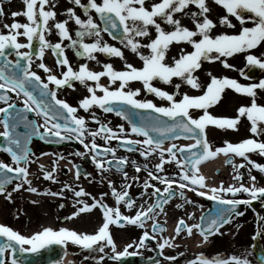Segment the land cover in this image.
Here are the masks:
<instances>
[{"label": "snow or ice", "instance_id": "1", "mask_svg": "<svg viewBox=\"0 0 264 264\" xmlns=\"http://www.w3.org/2000/svg\"><path fill=\"white\" fill-rule=\"evenodd\" d=\"M69 2L81 8L87 18L82 19L74 7H68L65 9L67 19L57 20L55 0H23L25 8L22 11H13L11 13L14 18L13 23L4 25L8 32H0V90H4L0 93V101L6 104V107H0V114H3L0 123L4 128V131L0 132V137H3L5 142V146L0 150L6 151L12 160V164L0 161V193H6V186L17 177L22 182L17 183L13 191L20 190L26 183L28 191L39 193V190L33 187L31 180L28 179L27 165L32 162L31 157L34 155L28 145L33 136H39L42 139L52 137L56 138L57 142L72 139L74 136L85 149L94 153L92 160L103 174L112 166V161L105 160L103 157L109 154L115 157L116 152V149L112 147L104 148L101 151V146L96 143V137L103 133L105 141L113 138L123 140L124 146L129 151H140L145 158L159 150V162L155 165V172L150 170L148 172L149 180L144 181L143 184L145 193L149 188H152V195L158 196V199L155 205H149L147 209L141 207L135 212V215H126L121 211L122 205L130 210L136 208V200L128 191L132 187L131 183L125 184V190L120 191L117 190L114 182L108 179L111 195L115 199V207L105 201L104 198L108 193H101L100 198H97L86 192L83 187L77 190L68 183L63 185L60 192L45 190L43 193L45 195L64 196V190L68 189L73 192L75 198H78L75 200L76 211H73L66 219H73L99 208L102 212V224L98 226V230L94 234H81L67 227H61L58 230L44 227L41 231L26 236L10 226L0 223V238L3 239V242L0 243V264H7L5 256L9 249L13 254L11 264H24L23 260H19L15 255L17 251L19 253H37L51 245L66 246L69 241L81 246L89 253H104L105 248L110 247L113 253L110 258L113 260L135 255L137 253L129 252V249L146 246L148 239H157L156 235L144 231L138 243H130L123 251H117L110 226L132 225L144 228L146 220L154 219L157 207L161 213L164 212L163 205L175 194L174 185L179 186L181 196H184V189H190L199 196L217 201L221 205L214 215L207 219L202 217V223L187 225L181 218L176 226L177 235L185 229L188 235H192L193 230L197 229L205 241H207L208 235L218 233L220 228L232 222L234 217L243 216L244 212L240 210L241 205L251 206L253 201L264 199V186H258V177L252 174L253 169L264 174V163H259L251 158V154L264 157V104L257 102L258 90L264 91V79H260L258 83L242 84L235 78L218 77L208 71L206 74L210 77V82L205 87L197 75L205 62H220L225 68L235 70V65L229 63L228 58H232L238 53L245 54L248 67H259L264 70V58H262L264 54L257 56L251 51L264 46V0H211L227 13L219 16L218 20L211 18L210 0H158V2L152 0L150 4L148 0H86V2L69 0ZM93 11L99 14L103 26L96 23L91 14ZM4 14L3 0H0V16ZM19 16L25 17L27 22L16 20L15 18ZM184 17L191 20V27L183 22ZM230 17H234L239 22V30L233 33L213 34L218 25L236 29L237 25ZM70 20L79 26L75 33L77 39H74L69 31ZM50 21H54V24L50 25ZM248 21H251L253 26H247ZM53 28L60 37V40L54 44L46 38V34H50ZM118 29L122 30L120 36L115 35L113 31ZM102 32H107L113 39H118L124 48L138 56L142 61V66L138 67L129 62L121 47L105 42ZM92 36L95 37L93 42H85V37ZM20 37L26 38L27 43H22ZM137 38H145L147 42L144 43L142 39ZM34 40L39 42V50L35 54L41 62L37 66L48 73L47 82L32 70L33 53L21 51L24 48L32 49ZM64 40L70 41V46L76 49L77 56L100 63L95 53H102L108 57L121 59L124 68L117 70L112 63H103V70L94 71L89 68L87 63H84L75 69L66 55L65 49L68 45L63 43ZM174 45H187L192 50L188 51L186 47H179L177 54L171 57L170 63L169 53ZM45 49H51L57 57L56 63L61 69L60 76L54 74L53 69L42 62ZM142 49H147V54ZM12 52L17 57L15 61L8 59ZM239 71L242 76L247 78L244 69H239ZM102 77L108 78L109 85L119 82L118 87L111 88L101 83ZM176 80H179V83H176ZM157 81L166 85H174L175 91L169 92L156 86L155 82ZM76 82H79L89 93L79 100V108L89 112L93 121L98 122V117L91 112L93 106H98L106 113L116 111L117 115L127 119V111L124 108H116V102L132 106L135 109L151 110V112L160 115L152 117L150 112L147 120L142 119L139 125H133L131 132L142 135L145 137L143 140H131L126 135L118 136L111 127L105 124H101L97 130H90L87 119L77 115L79 110L77 107L70 105L66 100L57 98L59 88L69 87L75 90ZM130 82H141L144 90L168 101V106H158L150 99H138L141 89H131ZM49 84H54L56 90L50 88ZM183 84L200 90L201 94L191 95L188 92H181ZM36 89H39L40 98L34 95ZM229 89L237 94L250 97L251 103L240 105L236 109L237 115L234 117L214 115L210 109L219 106L224 101L226 91ZM98 91L103 95H97ZM9 92H14L17 97L23 94L25 98L23 109L12 111L17 106L14 103H9L12 99ZM45 97H50L51 100L46 102ZM30 111L42 116L44 123L29 122L25 113ZM194 112L199 114L194 115ZM161 117L168 119H161ZM243 118L250 122L249 131L252 136L236 143L226 140L224 146L216 147L213 150L212 144L208 140L207 129L209 126L221 130L239 131ZM18 121L25 122L26 126L31 128V132L21 136L16 130ZM41 128H43L42 132ZM119 131L121 133L125 131L122 125L119 127ZM151 132L172 139L182 136L193 140L194 143L179 146L173 143L165 149L162 147L163 140L154 138L150 135ZM89 135L92 138L90 144L85 142ZM255 137H259V139ZM133 145L140 147L134 148ZM165 152H167V156H165ZM178 152L183 156V159L177 156ZM77 154L85 155V153ZM219 154L227 157L226 162L232 165L233 179L240 181L238 185L224 186L221 182L218 187L209 186L206 183V177L200 174L199 165ZM235 157L242 158L243 162L236 164ZM60 159H63V156ZM172 162H175L180 169L179 179H173L163 174L165 165ZM127 163H129L128 159L121 157L116 164V169L122 172L125 180L128 179V173L123 166ZM131 163L137 172L141 171L140 165L135 161ZM144 167L146 168L147 165ZM41 168L45 179L57 182L53 173L58 171V166L53 167L51 171L43 169V166ZM242 169L247 170V176L252 182L251 186L246 183L245 172L241 171ZM10 173L14 175H10ZM76 178H80L79 171L76 173ZM93 179L95 178L93 177ZM137 179L138 177L132 178L133 181ZM150 180H157L165 185L163 193H166L167 196L161 197V189L151 184ZM204 188L209 190H201ZM241 193L247 194L248 198H236ZM224 194H231L233 198L226 199ZM6 195L10 200L12 193L7 192ZM86 196L91 197L92 203L83 199ZM64 206L63 203L60 204L61 208ZM152 227L154 232L163 231L159 222H155ZM262 234H264V230L257 231L254 239L259 238ZM166 246L175 247L176 245L172 244L168 238H165L163 242L158 241V247L161 250ZM89 258L103 261L105 256L85 257V259ZM168 259L175 261L176 257H168ZM197 261L199 264H251L248 258L236 254L227 259L218 256L209 259L203 254H198L195 259L188 261V264H197ZM261 264H264V260L261 261Z\"/></svg>", "mask_w": 264, "mask_h": 264}, {"label": "rangeland", "instance_id": "2", "mask_svg": "<svg viewBox=\"0 0 264 264\" xmlns=\"http://www.w3.org/2000/svg\"><path fill=\"white\" fill-rule=\"evenodd\" d=\"M60 3L56 5L55 10L58 13L59 20H65L67 19V15L65 14V9L68 7H74L76 9V12L78 15L81 16L82 19H86V15L84 14L83 10L79 8L78 6H75L74 4H71L69 0H59ZM13 3L19 4L18 7L15 9L10 8L9 4L7 5L6 15L10 16L13 11H22L25 8V5L23 3V0H12ZM83 2H86V0H83ZM55 3H57V0H55ZM20 6V7H19ZM210 6L212 8V12L210 13L211 18L214 20H218L219 16L226 15V11L221 7L217 6L210 0ZM93 15V12L91 13ZM94 18V16H93ZM16 20L20 22H27L26 18L23 16H19L15 18ZM232 19L233 23L237 25L236 29L227 28L225 26L218 25V27L214 30L213 34H219L221 32H228L233 33L235 31H238L240 28L239 22L236 21L234 17H230ZM95 20V18H94ZM183 22L188 25L192 26L191 20L187 17L183 18ZM13 23V22H12ZM5 23L2 21L0 25V32H8V29L4 27ZM247 26H253L251 21L247 22ZM69 31L72 34L74 39H77L75 36L76 31L78 30L79 26L74 23V21H69L68 24ZM165 27H168L165 25ZM3 29H6V31H2ZM103 40L109 44L115 45L117 47H121L129 62L133 63L136 61V56L133 54L130 50L127 48H124L123 45L119 42H114L111 40L108 35L102 32ZM46 38L51 41L53 44L58 42L60 40V37L56 33V30L53 28V31L50 34H46ZM85 42H93L95 40V37H85ZM145 39V38H144ZM20 40L22 43H26V38L20 37ZM146 40V39H145ZM147 42V40H146ZM145 42V43H146ZM63 43L65 45H68V47L65 49L66 55L68 59L70 60V63L75 69H78L80 64L87 63L89 65V68L94 71H101L102 64L103 63H112L115 69L123 70L124 63L121 59L117 57H112L110 59H106L103 57L102 53H95L98 61L96 60H89L87 58H82L80 56H76V49L72 48L70 46V41L64 40ZM179 47H186L188 51H191V47L187 45H181L176 46L174 45V53H171L172 56H175L178 52ZM253 54L257 56H262L264 54V46H260L257 49L251 50ZM148 50L145 49V54H147ZM49 58V65L46 63V60L43 58V63H45L49 68L53 69V73L58 75L60 73L61 75V69L57 65L56 61L54 64V61L51 60L49 49H45V55ZM171 55H169V62L171 63ZM264 58V57H262ZM229 63L235 65V70L225 68L220 62H214V63H208L205 62L203 64L202 70H199L197 72V75L200 77L201 82L206 87L207 83L210 82V77L207 76V72L211 71L214 75L218 77L222 76H228L230 78L237 79L242 84H249V83H258L260 79H264V72L263 75L257 80V81H250V80H244L242 78V75L240 74L239 69H247L246 65V59L245 54L238 53L232 58H228ZM138 65L142 66V61L138 59ZM41 61L37 58L33 59L32 63V70L37 71L39 67L37 65ZM37 67V69H36ZM43 70V69H42ZM66 70V69H65ZM44 75H48V73H44ZM91 83V82H90ZM101 83L110 86L111 88L118 87L119 82L115 85H109V81L107 77L101 78ZM156 86L166 89L169 92L175 91L174 85H166L159 81L155 82ZM176 83H179V80H176ZM50 88L53 90H56V87H54V84L49 85ZM129 87L131 89L140 88L141 93L137 98H140L141 100L144 99H150L154 103H156L158 106H168V101L162 100L158 97H156L152 93H148L146 90L143 89V85L141 82H130ZM127 90V89H126ZM181 92H188L191 95H199L201 94L200 90L192 89L187 84H183L181 86ZM89 95L87 93L86 88H84L82 85L79 84V82H76V89L73 90L69 87H61L60 88V95L59 90H57V98L61 100H66L70 105L77 107L78 113L77 115L83 116L87 119L88 128L94 127V122L90 118V113L85 112L82 108H79V100L82 99L84 96ZM97 95H103L102 92H97ZM179 99V97H177ZM23 100L21 96L17 97L15 96L14 99H12V103L17 105H23ZM257 102L260 104H264V91L258 90V97ZM251 103V98L237 94L233 90L229 89L226 91V96L224 101L219 105L216 106L210 111L217 116H227V117H234L237 115L236 109L244 104L249 105ZM0 107H6V105H2L0 103ZM92 113H95V115L98 117V121L107 125L108 127H111L117 135H131V131L129 130L128 126L126 125L125 121L117 114L110 113V112H104L102 109H100L98 106H93L91 109ZM194 115H198L199 113L194 112ZM36 120L39 124L44 123V119L41 116H35ZM2 118V114H0V119ZM90 125V126H89ZM123 126L124 132L121 133L119 131V127ZM3 125L0 123V132ZM239 131H233V130H221L214 126H209L207 129L208 133V140L211 142L213 150L216 147L224 146V142L231 141L233 143L239 142L244 138L251 137L252 134L249 131L250 129V122L247 121L246 118H243L241 125L239 126ZM43 130V128H41ZM94 130V129H90ZM89 136L86 137L85 142H88ZM98 139H96L97 144H103L104 146H107V142L99 143V140H104L103 135L97 136ZM259 139V137H255ZM180 143H185L184 141H180ZM106 144V145H105ZM31 153L34 155L31 157L32 162L29 163L28 170H29V176L28 179L31 180L32 186L36 187L39 190V193H32L27 190L28 184H24L23 188H21L18 191H13L15 188V185L17 183H21V179H19L16 182L11 183L9 186L6 187V193L11 192L12 196L9 200L7 198L6 193H0V223L5 224L6 226L12 227L14 230L19 231L21 234L25 235L27 233V230L31 229L32 232L41 231L44 227L43 225L45 223H51V226L53 229L58 230L61 227H64L65 225H69V228H72L73 230H81L82 233H88V234H94L98 230V226L102 224V212L99 208L94 209L91 213H84L81 214L79 217L73 218V219H66V217L70 216V214L73 211H76L75 206V200L78 198L74 197V194L71 190L65 189L64 190V196H51V195H45L43 194L45 190H50L52 192H60L63 188V185L65 183H68L72 185L73 188L79 190L80 187H83L86 192L91 193L92 196H95L97 198H100L101 193H108V195L104 198L107 204L110 206L115 207V199L111 195V189L108 186V179H111L117 190L123 191L124 185L127 184L125 182L122 172L121 173H115L112 169H109L108 171L101 174V171L93 164V166L90 168L91 174L87 178L80 177L79 179L74 178L72 174L62 175L61 169H63L64 165L72 166V164L76 161H78L79 158H81V155H78L77 153H85L86 156H92L94 153L88 151L84 148L82 144H80L79 149L76 151L71 146H63V147H50L44 145L40 140L33 139L29 145ZM114 148V146H112ZM116 149V154L121 157H126L129 161L127 169L128 177H137L136 175V168L131 163L132 161H135L136 164L140 165L142 168L144 167V163L140 158L139 153H126L118 148ZM46 154V155H43ZM64 154L63 159H60V155ZM223 154H219L218 156H222ZM224 156V155H223ZM45 158L44 162H41V160ZM252 160H255L259 163H264V157L257 155V154H251ZM106 160V158H104ZM235 163L240 164L242 163V158L235 157ZM63 164H60L62 162ZM0 161H4L6 163L12 164L11 156L3 150H0ZM159 161L154 163L155 166ZM15 166V165H13ZM41 166H43V169L51 171L53 167L58 166V171L54 172V176L56 177L57 182H53L51 180H47L44 178V172L42 171ZM169 166H173L172 164H169ZM107 167V165H106ZM175 168H177L174 165ZM165 169H169V171H174V169H171L169 167H166ZM246 170V169H245ZM247 172V170H246ZM253 175H256L258 177L259 183L258 186H264V174L260 173L259 171L253 169L252 172ZM93 177L95 179H93ZM234 171L232 165H225V169L221 171V174L217 177H215V182L218 181L223 182L224 186L232 185V184H239L240 182L238 180H234ZM103 180V182H101ZM224 180V181H223ZM139 181V179H137ZM142 183V186L144 184L145 180H140ZM248 186H251V180L246 175L245 179ZM213 182V181H212ZM139 183V182H138ZM215 184V183H214ZM137 189V188H136ZM136 189H134L136 191ZM192 194V196L195 195L194 191L188 192L187 195ZM194 194V195H193ZM32 195H35L33 197ZM196 197V196H194ZM236 198H248L247 194H239ZM88 203H92L91 197H83ZM228 199H231L230 197ZM136 200V208L134 209H128L125 206H121V211L127 212V215H134L137 210H140L141 207H145L146 205V198L142 195L139 196ZM33 201H36V203H33ZM63 203L65 206L63 208L60 207V204ZM242 211L244 212L243 216H236L233 218L232 222L228 223L227 226L220 229L218 233L212 234L208 236L207 241L204 240L203 235L198 234L196 229L193 230L192 235H186V236H178L176 233L171 234L170 237L164 236L162 237V242L165 238H168L172 244L176 245L175 247L166 246V257H163L161 259L160 264H188V261L195 259V255L197 253H206L208 250L212 249L216 257H220L219 255L221 253H224V258L227 259L231 255H242L248 258L251 262V264H261L257 257L254 255L253 249H252V243H253V223L256 220L260 221V227L261 224H264V199L259 200L255 207L243 205ZM146 209V208H144ZM202 209H204L202 201H200L197 198L193 199V202L191 203L190 207L188 209H183L182 214L188 213V220L191 225L195 224L197 222L198 214ZM178 210V208H177ZM180 210L174 212L176 217L180 215ZM159 216H154V219H158ZM172 218H175V216H172ZM137 229V228H136ZM143 229V228H142ZM138 230V229H137ZM137 230H133L131 226H126L123 229H113L110 226V231L114 236L115 243L117 245V251H123L126 245L130 243H138L139 239L137 236ZM127 235V233H129ZM34 234V233H33ZM161 240V237H159ZM260 245L261 250L260 253L264 255V238L260 239ZM66 251L71 254L74 263L75 264H117V260H113L110 257L113 255L111 252L110 247L105 248L104 253H89L87 250H83L81 246L73 244L71 241L67 243L65 246ZM141 248V255L148 254L149 251L152 249L150 246H144L139 247ZM132 249V248H131ZM129 249V251H131ZM107 253V255H105ZM183 255H180V254ZM86 256H105L103 261H98L97 259H85ZM168 257H176L175 261L169 260ZM6 261L7 264H11V259L8 255V252L6 253ZM197 264H199V261H197Z\"/></svg>", "mask_w": 264, "mask_h": 264}, {"label": "water", "instance_id": "3", "mask_svg": "<svg viewBox=\"0 0 264 264\" xmlns=\"http://www.w3.org/2000/svg\"><path fill=\"white\" fill-rule=\"evenodd\" d=\"M101 21V20H100ZM102 24V21H101ZM103 26V25H102ZM114 34L117 36H120L122 34V30H113ZM22 63H25L24 61H22ZM256 71V67H251L248 72H247V76L248 74H253ZM253 79H255V77H252ZM34 95L37 96V98H40L39 96V89H36L34 91ZM46 102L50 101L51 98L50 97H45L44 98ZM52 103H54V101H51ZM128 105L126 104H121L120 102H116L115 103V107L116 108H124L127 111V119L126 121L130 124L131 127H133V125H139L141 123V120H147L149 118V113L151 112V110H144V109H135L133 107H127ZM116 112V111H114ZM28 117V121L31 122L33 121V119L31 118V116L29 114H26ZM160 114L151 112V116L155 117L158 116ZM161 119H168L167 117H161ZM62 122V121H61ZM17 132L21 135V136H25L26 134L31 132V128L27 127L25 122L23 121H18V127H17ZM151 136H153L154 138L157 139H162L163 141L166 140H173L171 137L165 138V137H161L158 133L155 132H151L150 133ZM33 137H37V136H33ZM182 137V136H181ZM41 138V137H40ZM179 138V137H177ZM42 139V138H41ZM45 143L47 144H51V145H63L68 143V140H61L59 142H57L56 138H52V137H46L44 139H42ZM1 145L5 146V142H4V138L1 139ZM102 151V150H101ZM182 156V155H181ZM183 158V156H182ZM118 162H112V166L116 169V164ZM124 167V166H123ZM10 175H14L12 173H10ZM19 177H17L16 179H18ZM210 208L208 210H206L202 216L200 217V223H202V217H204L205 219H207L208 217L214 215L217 211V209L219 207H221V205L218 204L217 201H211L209 203ZM206 227V224L204 225ZM161 232V231H158ZM3 242V239L0 238V243ZM152 241L147 240L146 243H151ZM158 250L159 248H156V254L151 257V258H147V259H143V258H139V264H155L158 262L159 260V254H158ZM13 254L11 253V256ZM15 255L17 256V258L19 260H23L24 264H55L59 261L60 256H61V249L60 246L57 245H51L48 246L45 249H41L39 252L37 253H19L17 251V253H15ZM119 264H135V260L133 256H126L120 259V263Z\"/></svg>", "mask_w": 264, "mask_h": 264}, {"label": "flooded vegetation", "instance_id": "4", "mask_svg": "<svg viewBox=\"0 0 264 264\" xmlns=\"http://www.w3.org/2000/svg\"><path fill=\"white\" fill-rule=\"evenodd\" d=\"M152 2V0H148V3L150 4ZM157 2H158V0H157ZM60 3V2H59ZM9 4H12V5H10V8H12V9H15L16 7H18V5L17 4H15V3H13L12 2V0H10V1H8V2H4L3 3V8H4V15L3 16H1L0 17V24H1V22L3 21L5 24H8V25H10L12 22H13V20H12V18L10 17V16H8V15H6V10H7V5H9ZM57 18H59L58 17V15H57ZM153 35H154V31H153ZM138 39H142V41L145 43L146 42V40L144 39V38H138ZM142 51H144L145 52V49H142ZM138 57L136 58V61L135 62H133V64H135L136 66H137V64H138ZM38 67V66H37ZM37 67H36V69H37ZM40 76H42L43 75V71H42V69H38L37 71H36ZM58 76H60V73L58 74ZM59 90V95H60V88L58 89ZM59 99H60V96H59ZM95 125V124H94ZM153 153H155V152H153ZM152 153V154H153ZM61 156H64V154H61L60 155V157ZM151 157H153L152 155H151ZM142 161H145L148 165V169H142L141 171H139V172H136V175H137V177L138 178H148V180H149V176H147V174H148V172L151 170V167H150V161H151V158H149V157H147V158H145L143 155H142ZM169 164H172L173 166H169ZM174 165L177 167V168H175L174 167ZM166 167H169V168H171V169H174V171H169V169L167 170V169H165V173H163L164 175H168V176H170V177H172L173 179H179V176H178V173H179V171H180V169H179V167L175 164V162H172V163H168V164H166ZM151 171H154L155 172V170H151ZM61 173H62V175H67L68 174V170L67 169H61ZM157 174H160V173H157ZM127 182H129V183H131L132 184V187L129 189L130 190V195L134 198V199H136L137 197H139L140 196V192H138V191H135L134 190V188L136 187V185H135V183H132L129 179H127L126 180ZM125 181V182H126ZM150 183L151 184H154V185H156V187H159L160 189H161V192H163V188L165 187V185H163V184H161L159 181H157V180H150ZM151 192H153V190H151ZM189 202H187V203H184L183 205H181V206H179L178 207V210H180L181 212H180V215L182 214V210L183 209H188V207H189ZM124 212H126V211H124ZM157 214H159V211H157L156 212ZM162 214H165V216L168 218V219H170V220H174L175 218H176V215H175V213H174V211H171V209L169 208V209H167L166 211H164L163 213H160V215H162ZM172 216H175V218H172ZM184 217H186V215L184 216ZM133 230H137L136 228H133ZM262 230H264V224H262ZM141 232V230H137V234L139 235V233ZM149 233H151V231L149 230L148 231ZM137 235V236H138ZM261 238H264V234H262L259 238H257V239H254V241H253V243H252V249H253V252H254V255L258 258L259 256V253H260V250H261V245H260V239ZM138 251V250H137ZM211 252H213L211 249L208 251V256L211 254ZM210 256H212L211 258H214L215 257V255H210ZM256 262H258V261H256Z\"/></svg>", "mask_w": 264, "mask_h": 264}, {"label": "bare ground", "instance_id": "5", "mask_svg": "<svg viewBox=\"0 0 264 264\" xmlns=\"http://www.w3.org/2000/svg\"><path fill=\"white\" fill-rule=\"evenodd\" d=\"M190 143V141H189ZM223 159L224 157L222 156H217L215 158H209L207 162H205L204 164H201L199 165V168H200V174H203L205 177H206V183L208 184L209 182V175L212 171V169L214 168H224V164H223ZM45 161V158H43L41 160V162H44ZM203 191H208L209 189L208 188H204V189H201ZM33 197H35V195H32ZM51 226V223H45L43 225V227H49ZM64 227H67L69 228V225H65ZM71 230H73L72 228H69ZM172 230H173V225H170L168 226V229H167V236H171L172 234ZM77 231L78 233H81L82 231L81 230H75ZM32 232L31 229L27 230V233H26V236H29L30 233ZM60 264H74V261L72 260V258L70 257V255L68 253H65Z\"/></svg>", "mask_w": 264, "mask_h": 264}]
</instances>
